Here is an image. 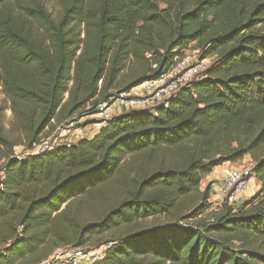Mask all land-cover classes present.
I'll return each instance as SVG.
<instances>
[{
    "label": "trees",
    "instance_id": "obj_1",
    "mask_svg": "<svg viewBox=\"0 0 264 264\" xmlns=\"http://www.w3.org/2000/svg\"><path fill=\"white\" fill-rule=\"evenodd\" d=\"M57 2L55 18L36 0H0V264H43L102 237L96 264H264V0ZM191 49L216 60L166 102L16 156ZM246 157L260 191L210 212L204 179ZM160 217L172 222L140 226Z\"/></svg>",
    "mask_w": 264,
    "mask_h": 264
},
{
    "label": "built area",
    "instance_id": "obj_2",
    "mask_svg": "<svg viewBox=\"0 0 264 264\" xmlns=\"http://www.w3.org/2000/svg\"><path fill=\"white\" fill-rule=\"evenodd\" d=\"M187 55V54H186ZM199 57V53L197 52ZM197 56H186L178 65L170 70L166 75L156 81H149L142 86L134 89L131 93H122L113 97L109 102L98 104L95 112L89 114L94 116L99 123L97 131L110 120L113 116L123 112L133 110H145L158 106L166 102L180 88L190 82L193 78L200 75V69L206 60H198ZM132 92H137L133 94ZM76 122H68L66 125L59 126L58 129L46 140H41L39 144L26 154H38L43 151L52 150L59 146H69L79 140L88 137L89 131L77 127ZM248 172L234 169L227 171L223 183L214 190L213 199L227 201L230 205L239 204L240 196L250 187ZM213 221L212 219L210 220ZM104 250H88L85 248L67 249L53 256L43 264H96L103 258Z\"/></svg>",
    "mask_w": 264,
    "mask_h": 264
},
{
    "label": "rangeland",
    "instance_id": "obj_3",
    "mask_svg": "<svg viewBox=\"0 0 264 264\" xmlns=\"http://www.w3.org/2000/svg\"><path fill=\"white\" fill-rule=\"evenodd\" d=\"M39 1L46 9L49 13H51L55 18H58L60 16L61 13V7L59 6L57 0H36ZM10 5H12L10 3ZM197 52L198 51H193L192 49L189 50L186 54V56H197ZM200 57V56H199ZM198 57V60L200 59ZM201 60V59H200ZM199 60V61H200ZM216 60V57H211L206 59V62L204 63V66L200 69V73L199 74H203ZM201 62V61H200ZM133 94H136L135 92H132ZM4 98V97H2ZM76 122L78 124L77 127L83 128V129H87L89 131L88 137L86 138H92L96 135V133L99 131H97V128L99 126L100 122L97 121V119L92 116L89 115L87 112H82V113H77L75 114L70 120L69 122ZM12 124H13V116L11 111H7L6 112V119H5V127L7 130V134L9 136H12ZM55 125H52L49 129H47L43 136H42V140H46L48 139V137H50L51 134H53L59 126L62 125H66L67 123H61V124H56L53 123ZM16 152V156L17 157H23L26 156V154L29 151H25L23 147H18L15 150ZM254 166V161L250 158V157H246L244 158L242 161L236 163V164H231L230 167L227 169V167L221 169L220 171H216V176L217 179L213 180L212 182H208V180L205 178L202 185H201V190H205L207 187L212 188V190L217 189L220 187L221 183H223L225 176L227 174V171H231L234 169H239V170H244L246 172H248V179H250V187L249 189L243 193L240 196V200H239V204H233V207L235 208V210H237V208L242 207V205L250 200L253 199V197H255V195L260 191L261 189V184L259 182H257V180L253 177L252 174V168ZM219 170V169H218ZM109 202L113 201V200H117L119 198V194L115 192L114 189H110L109 190ZM212 206V209L210 210V212H219L220 210L223 209V207H225L226 204H228L229 206H231L227 201H218V198H215V200L212 198L210 203ZM193 204H186L183 203V208L181 209L180 214L184 215L187 213L188 210H190L192 208ZM93 211V210H92ZM209 212V213H210ZM208 213V214H209ZM203 220L207 221V219L205 217H203ZM172 222V218L170 217H160V218H155V219H149L143 223H141V227L142 228H146V229H151V228H155L161 225H165V224H170ZM197 221H193L190 222L189 224H195ZM105 237H102L100 239H97L94 241V243L91 246H88L87 248L91 249V250H104L103 248L105 247V242L104 241ZM104 246V247H102ZM63 250L59 251L58 253L55 254V256L59 253H61ZM54 256V257H55Z\"/></svg>",
    "mask_w": 264,
    "mask_h": 264
},
{
    "label": "crops",
    "instance_id": "obj_4",
    "mask_svg": "<svg viewBox=\"0 0 264 264\" xmlns=\"http://www.w3.org/2000/svg\"><path fill=\"white\" fill-rule=\"evenodd\" d=\"M69 122V121H68ZM231 164H225L224 166L222 167H219L217 168L210 176L206 177V179L208 180V182H212L213 180L217 179V176H216V171H220L221 169L227 167V169L230 167ZM219 169V170H218Z\"/></svg>",
    "mask_w": 264,
    "mask_h": 264
}]
</instances>
